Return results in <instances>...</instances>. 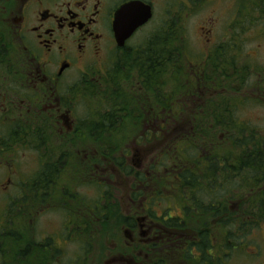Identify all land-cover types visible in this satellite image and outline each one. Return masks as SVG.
<instances>
[{"label":"trees","instance_id":"obj_1","mask_svg":"<svg viewBox=\"0 0 264 264\" xmlns=\"http://www.w3.org/2000/svg\"><path fill=\"white\" fill-rule=\"evenodd\" d=\"M187 1L191 2V0ZM188 4H185L186 6L182 9L187 8ZM242 9L239 10L237 19L240 22L237 26H231L230 38L227 36L225 42L214 51H209L210 54L214 52V57L211 60L208 59L210 63L205 68L207 70L205 74H195L190 68L189 63L195 57V53L189 48L184 28L174 20L156 28L143 40L142 44L134 46L130 52L127 51L123 60L116 59L112 71L106 77V82L99 87H87L80 101L88 105V115L83 120H79L85 132L108 134V137L90 138L93 140L97 157L93 165H96L99 159H109L110 164L118 170L124 174H130L132 169L126 167L127 157H123L125 153L122 147L133 140L134 133L138 134L142 130L141 118H137L136 115L137 101L127 95L136 85V81L131 79H139L137 82L140 84L136 86L137 89L142 85H145L148 91L154 85L157 87L155 103L156 106L159 105L160 110L169 109L170 96L178 99L181 95L192 92L187 87L192 76L195 79L204 78L211 85V87L207 85L210 90L205 91V94L212 92L206 104L211 103L212 107L206 106L203 116L196 114L202 118L199 122L176 124L173 130L163 127L158 132V135L168 133L176 135L186 142V148L182 149L180 154L183 158L190 159H186L184 164L177 163L182 179L180 187L178 185V191H181L180 198L184 203L181 209L186 218L163 217L160 219L159 245L153 250L151 246H146L141 255L136 254L121 238L120 231L128 221L124 220L120 214V203L113 193L114 183L105 185L96 183L98 198L89 200L76 192L84 185L82 174L85 172L83 165L87 169L86 163L78 162V166L75 167V171H71L72 173H68L69 169H65V165L61 166V162L58 161L60 170L57 172L53 169L52 166L55 164L53 161L61 154L64 157L71 156L69 161L74 165L76 163L74 149L79 152L86 149V146L81 144L77 147L74 145L68 147L69 145L64 142L60 147L50 146L47 150V158L52 160L51 163L45 167L41 166L40 174L33 182H23L25 187L23 199L11 200L3 214L10 226L8 230L11 231L0 233V264H53L55 262V257H52L54 247L50 243L45 246L36 245L29 239L25 247L16 245L12 248L10 244L12 237H19L14 226L16 218H21L20 229H30L31 224L35 222L30 215L32 210H28L27 206L42 205L44 200L48 201L45 199L47 196L42 199L43 192L57 196V201L72 197L70 198L73 201L72 205L67 204L68 208L65 209L72 214L69 215L72 221L75 222L74 217H77L78 230L75 232V238L79 244H85V247L80 248L81 252L76 260L67 262L60 260V264H89L94 246H97V250L101 253L96 254L98 257H95L99 263L93 264H103L104 242L108 236L120 241V257L132 260V264H229L233 253L244 246L241 243L242 236L263 223L264 219V136L259 129L238 122L235 113L238 105L250 101L241 99L237 103L234 100L237 95L231 96L232 94L229 93L237 94L238 89L245 87L252 78L251 73H254L253 77L257 75L259 78L257 88L264 91L257 74L260 68L253 67L247 57H244L245 53L242 49L243 43L248 39L246 33L257 25V20L261 19L264 23V0H256L252 4L249 16ZM2 59H5V56L0 54V64H3ZM3 78L0 76V80ZM104 81L105 79L102 82ZM218 82H221V85L214 88ZM231 85L233 86L230 87ZM137 89L136 92H139ZM225 91L230 97H224ZM151 92H148V95ZM120 103L123 106L121 110L118 105ZM113 108L116 109L115 115H111ZM124 110L127 112L126 115ZM24 130L23 140L19 139L12 129L8 130L6 136H2L0 163L6 161V158H12L15 161L17 159L15 155L21 145L35 153L41 152L40 137L44 125L41 122L30 121ZM46 132L48 135L49 132ZM221 133L226 136L225 141L232 147V150H227L224 158L234 157V150L240 153L235 168L240 182L239 186L237 185V199L233 196L235 188L231 187L230 180L226 188L223 182L217 184L213 180L217 166H212L209 162V169L204 172L193 168L203 150L202 144L197 143L196 140H204L206 145L213 144L216 147L218 135ZM191 150H195V157H187ZM39 158L44 166L41 156ZM167 163L166 159L161 158L159 166L165 167ZM225 170L234 172V167H227ZM204 173L211 176L212 182L205 179ZM226 174L231 175V173ZM111 180H114V175L111 176ZM141 181L144 187L150 184L145 176H142ZM190 190L194 192L191 197L188 196ZM218 190L225 193L219 198L220 200H215L214 197L219 196ZM213 193L215 195L210 200H206V197H210ZM235 200H237L236 203H232ZM61 206L65 207L63 202ZM255 223L257 224L253 226ZM61 255L64 256L65 253L60 252L59 256Z\"/></svg>","mask_w":264,"mask_h":264},{"label":"flooded vegetation","instance_id":"obj_2","mask_svg":"<svg viewBox=\"0 0 264 264\" xmlns=\"http://www.w3.org/2000/svg\"><path fill=\"white\" fill-rule=\"evenodd\" d=\"M172 1L0 0V54L5 56V59L1 60L3 64H0V76L4 77L0 80V121L2 124L4 122L19 124L20 127L15 135L21 140L25 137L22 133L25 132L24 127L30 121L41 122L44 125L40 137L41 159L45 164L42 167L52 161L47 158V150L50 146L60 147L61 141L72 140L79 136L88 139L96 136V138L108 137V134L79 132L81 124L77 109L81 105V98L87 87H99L106 82V77L112 71L116 59L123 60L127 51L130 52L134 48L129 43L139 32L155 23L160 27L165 23L173 22L175 13L179 15L178 24L184 27L183 24L187 23L191 16V8L187 6L190 8L189 11L174 9L171 5ZM182 2L186 4V0ZM131 3H140L149 7L152 17L124 48H120L114 31L115 16L120 8ZM210 33L211 30L208 31V34ZM207 42L211 43L209 39ZM210 46L206 47L209 51L213 49L212 45ZM104 79L105 81L102 82ZM138 80L131 79L136 81V85L127 94L137 101L136 115L137 118H141L142 125V130L138 134L134 133L133 138L156 140L159 137V125L161 128H172L175 124H189L196 119V117L184 119L186 116L183 112L185 113L187 106L183 108L180 117L175 119L171 116L174 107L171 101L168 112L166 109L160 110L159 105L156 106L155 103L157 87L153 86L151 89L153 92L150 89L148 91L145 85L137 89L136 86L140 84ZM195 80L198 86L205 81L201 77ZM136 89L139 92H136ZM148 92L151 94L148 95ZM138 103L141 105L139 106ZM118 105L121 110L122 104ZM111 112V115H115L116 109L113 108ZM124 114H127L125 110ZM46 131L49 132L48 135ZM133 152L138 159L141 155L140 151ZM76 156V163L72 165L69 161L71 156L64 157L61 154L53 161L55 163L53 169L57 172L60 170L58 162H61V166L65 165V169L69 171L75 169L78 162L86 163L87 169L91 167L92 171L99 169L97 164L93 165L96 158L93 153L84 154L81 160L78 155ZM205 156L206 153L203 154V158ZM212 161L213 158H205L206 169H209L208 164ZM83 168L85 169L84 165ZM177 168L174 161L173 169L169 170V173L180 181L182 179ZM204 174L206 180L211 179L207 173ZM216 175L221 178L218 172ZM133 183H136L134 178ZM140 189L137 187L134 197H129L130 207L124 215L128 221L124 226L126 245L138 255L142 254L143 248L149 243L156 249L160 241L159 225L153 219L154 216L150 215L149 205L145 207L150 201L147 197L143 199L142 191H138ZM46 196L50 194L47 193L42 198ZM72 237L73 234L69 239ZM49 240L51 244L55 242L54 239ZM109 263L132 264L122 258Z\"/></svg>","mask_w":264,"mask_h":264},{"label":"rangeland","instance_id":"obj_3","mask_svg":"<svg viewBox=\"0 0 264 264\" xmlns=\"http://www.w3.org/2000/svg\"><path fill=\"white\" fill-rule=\"evenodd\" d=\"M254 2H256V0H191V2L186 0V4L189 3L188 6H190L191 9L187 7L184 9V11H189L190 9L191 16L188 19L187 23L183 24V28L186 39L189 43L190 50L195 53V57L191 60L193 73L205 74L207 72L205 68L207 67V65H209L210 60L214 57V52H212L211 54L207 53L201 55H199V53L208 51V49L206 48L207 45H212L214 51L215 48L226 41L227 36H229L230 38L232 30L231 26H237L238 22H240L239 20H237L239 18V10L244 8L242 9L243 12L246 13L247 16H249V13H251L252 11V4ZM171 5H173L174 9H182L183 6H186L182 2V0H173ZM178 17L179 15L175 13L174 19L176 21H178ZM259 21L257 20V25L246 33V35L248 34V39L243 43L242 49L243 53H245L244 57H247V60L250 61L253 67L260 68L257 74L260 77L261 85L264 88V23H262L261 19H259ZM158 25L159 24L155 23L152 26L147 27L139 32L138 36L135 37L136 39L132 40L130 45L135 46L142 44L143 40L148 37L158 27ZM209 30H211L212 33L208 34ZM208 39L211 42L210 44L207 42ZM253 74L254 73H251L252 78L250 77L251 79H249L248 84H245V87L238 89L237 94L233 92L229 93L232 94L231 96L237 95V97L234 98L235 102L237 103H239L241 99L250 101L238 105V109L235 111L238 122H240V124L244 123L245 125H249L257 129H264V91L257 88V86H259L257 84L259 78L257 77V75L253 77ZM206 85L211 87V85L207 84L206 81L201 82L200 86H198L195 78H191L187 87L188 90H191L192 92L181 95V98H178V101L180 102L178 104H174V107L171 111V116L177 119L178 117H180L183 108L187 106L185 113L183 112L184 116H186L184 119L193 117V115L198 110L201 102L204 101V88ZM220 85L221 82H218L214 86V88ZM232 86L233 85H231L230 87ZM223 94L224 97H230V95L227 94L226 91ZM211 96L212 92L207 93V97H205V100L207 99L208 101ZM80 104L81 105H79L77 109V114L78 118H80L81 120L88 115V105L86 102H82ZM206 106H209L211 108L212 104L208 103V105ZM197 114H201L203 116L205 112L204 110H202ZM195 120L200 121L201 119L196 118ZM8 123L9 122H4V124H2V122L0 121V140L1 138H3L2 136H6L8 134V130L18 127L17 124L12 125ZM260 133L262 136H264V130H260ZM218 138V146L216 147H214L213 144L211 146L206 145L204 140H196V142L202 144L203 150H205L207 147L206 151H208V158H217L225 155L227 153V150H232V147L229 145V143L225 141L226 136L224 134H219ZM173 139L174 138L171 137L167 139L161 138L154 148H144L142 144L128 141L126 145L129 146L131 150L129 153L130 160L127 161V164L136 168L137 164L141 161L140 165L137 168H140L141 172H144L145 174L148 173L154 175V171L152 170V168L155 166L157 155H161V158L164 159L168 158L167 152L163 151L167 149L169 143H172ZM78 142L79 141L76 140L73 144H71V140H69L68 147H71L73 145L77 147L80 145V143ZM143 144H145V146L149 145L145 142H143ZM185 148L186 142L183 139H178L173 144L172 150H176L174 151V155H180L179 158H174L178 163H184L186 160V158H183V156L180 154V151ZM135 150H139L141 153V157L139 159L135 158L133 152ZM191 151L192 152H189L187 157H195V150ZM85 152H87V150H84L81 153L82 155L80 157L82 159L84 157V154H86ZM39 153H35L28 147L21 145L15 155L17 156V159H15V161L12 158H6V161H2L0 163V229L3 228L6 224L5 219L1 215L5 214L11 200H20L24 197L23 194L25 187L23 186V182H33L40 174L42 164L39 159V156H41V152ZM170 159H173V157H170ZM220 159L224 163V167H227L228 165L230 167H233L229 164L230 162L227 163V158ZM234 159L235 158L232 157L230 160ZM211 165L216 166L217 164L214 163ZM193 167L200 172H204L207 167V163L205 162V159L199 158V160L196 164L193 165ZM101 169L105 173L101 174L100 176L96 174L94 175L91 167L83 170L85 171L82 174L84 185L76 190L79 195H82L83 197L90 200H96L98 198L97 185L95 183H91V181H94L96 177H100V179L102 180H107L111 177V173L108 172L109 166L107 164H103L101 166ZM188 169L191 170L192 168ZM226 173H231V175L227 177L230 181H232L231 187L237 190V185L239 186L240 182L239 179L236 180V172L227 171ZM168 178L169 177L167 173H162L161 177L159 178L161 192H157L161 194L160 196H163L164 193L169 189ZM129 184L130 180L128 181L127 178L121 176L120 173L116 172V182L114 183V189H116V194H118L119 197H122L124 193L126 194V197L129 196ZM66 186L68 187L69 185ZM43 193L47 194L46 192ZM193 194L194 192L191 190L188 192L189 197L193 196ZM219 195H222V193H219ZM48 202L50 205H54L52 207L45 206L44 209H41L43 207L41 204H38L37 206L34 205L32 208V212L38 216L37 220L35 221V227L40 231V233L43 234L44 238L50 239L54 237L56 233L66 234L67 231L65 229H67L70 222L69 220L66 222L64 215L59 213V209L56 208V206L59 204V206H61V203L57 201V196L51 194ZM158 204L159 207L157 205L155 207L158 215H163V212L165 211L164 213H172L171 215L173 217H182V215L180 214V207L183 206L184 203L180 197L175 200H161ZM129 207L130 206L128 203L125 204L121 202L120 214L124 215L129 210ZM55 208L57 209V211L55 210ZM20 221V217L16 218L14 224L16 229H20ZM262 221L263 224L260 228L257 225L245 236H242L241 243L244 244V246L241 250L235 251L233 253V256H231V259L229 260V264H264V219ZM258 223L260 222L258 221ZM256 224L257 223H255L253 226H255ZM75 225H78L77 220L75 221ZM7 231L11 230L5 229L1 233H5ZM120 233L122 241H125L126 238L124 237V230L120 231ZM18 235V238H11L10 244L12 248H15L16 245L25 247L29 242V237L31 236L29 232H23L22 230L18 231ZM39 240L41 241V239ZM119 242V240L114 239L111 236H108L106 238L104 242L105 248L103 249L104 256L102 255L104 261L103 264L109 263L112 260L120 259L119 248L121 245ZM83 247H85V244H79V241L77 243H74L73 241L72 243H67L65 248L63 247L61 250L65 251L66 257L68 259H74L81 252V250L78 252V249ZM97 248V246L93 247V253L90 256L89 264L99 263V261L95 259V257H98L96 254L101 253L100 250H97ZM58 249H60V247H58ZM62 260L67 261L66 258H63Z\"/></svg>","mask_w":264,"mask_h":264},{"label":"water","instance_id":"obj_4","mask_svg":"<svg viewBox=\"0 0 264 264\" xmlns=\"http://www.w3.org/2000/svg\"><path fill=\"white\" fill-rule=\"evenodd\" d=\"M151 18V9L131 3L117 11L114 30L118 46L124 47L134 33Z\"/></svg>","mask_w":264,"mask_h":264}]
</instances>
